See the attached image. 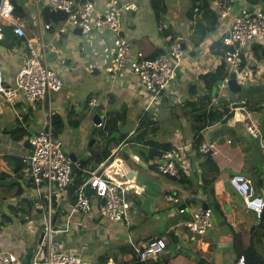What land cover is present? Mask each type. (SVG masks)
<instances>
[{
	"label": "crops",
	"instance_id": "0c3cea01",
	"mask_svg": "<svg viewBox=\"0 0 264 264\" xmlns=\"http://www.w3.org/2000/svg\"><path fill=\"white\" fill-rule=\"evenodd\" d=\"M91 1L95 3L97 10L104 9L109 2ZM119 1L120 4L137 5L134 10L124 11L122 18L123 34L130 40L134 51H141L147 57L158 52L165 53L171 46L168 44L172 38L176 41L183 40L187 45L173 87L151 105L149 95L129 70L118 76L106 73L110 54L107 49L112 46L113 40L110 33L89 35L73 29L65 24L62 14L48 10L46 0H15L24 8L20 11L22 17H15L25 28L26 37L21 38L15 34L14 26L5 29V39L0 45V70L5 84L16 85L23 59L29 54L27 40L39 38L41 27L50 23L51 30L44 31L48 44L44 59L50 67L60 73L64 87L60 92H53L44 100L35 103H27L22 98L15 106H11L0 95V251L12 252L25 260L31 248L35 250L40 240V213L35 208L31 210L25 201L31 199L33 203L34 192L27 163L31 153L28 140L30 134L43 127L48 115L57 114L66 123L69 120L80 122L78 126L67 124L58 138L70 143L72 136L76 138L73 132H78V151L82 150L85 155L79 156L76 151L73 154L75 160L82 163L107 143L102 135L95 131L104 125L107 114L113 111L115 114H124V118L119 121V129L107 132V137L115 138L109 144L113 161L116 159L118 163L120 159L124 166L117 177L120 178L126 172L125 178L136 180L135 188L128 192L133 197V225L127 229L122 224L111 223L98 211L90 216L75 214L70 233L62 235L65 249L82 253L81 256L90 264H97L99 256L109 250H112L118 261L129 262L134 259L132 250L137 254V249L150 240L156 237L168 238L171 234L178 241L175 249L183 250V253L172 258L170 264H197L195 255L212 259L217 264H228L229 260L233 263L236 259L234 236L228 230V222L233 223L238 230V243L242 248H248L249 245V226L244 228L242 220L237 219L234 203L237 201V195L230 179L235 174L245 175L252 181L257 194L264 199V146L260 140L246 132L251 118L259 125L264 139V104L255 112L246 108L243 111V121L216 123L201 131L203 141H213L218 147L217 153L212 155L219 168L214 187L227 216L226 219H219L214 215L213 226L207 232L196 235L195 239L191 238L193 234L182 226L181 222L187 216L191 218L194 211L205 208L206 196L197 187L201 182L205 159L198 155L195 147L185 151V158L189 162L186 175L193 179L192 184L184 186L156 173L148 166V161L144 160L145 154L149 153L148 148L129 141V135L136 129L138 115L149 111L157 119L165 118L167 122H161V129L164 124L173 127L169 135L158 133L157 141L172 144V148L196 142L191 122L183 109L188 102H194L206 93L199 76L214 71L222 61V57L217 53L220 48L214 47V44L226 33L231 18H220L216 31L197 46L196 40L200 34H196L197 21L187 17L191 6L189 0L181 1L173 8L169 6V0H164L166 13H155L151 8V0ZM182 3L185 4L181 7ZM210 23L211 21L205 18L201 24L208 28ZM62 28L64 31H61ZM255 45L261 46L259 54L264 51V43L252 44L245 52V63L240 72L247 75V84L250 86H263L264 60L256 57ZM219 93L223 95L220 88ZM94 100L97 106L91 105ZM216 103L217 98L212 97L211 104ZM18 113L24 117L27 129L20 123ZM28 113L29 117L26 116ZM95 115H99L101 120ZM19 128L27 130L28 136H22V130ZM123 135H126L125 138L117 143ZM134 154L140 155L143 162H136L133 159ZM100 165L92 160L86 170H96L103 166ZM195 190L197 193H194ZM168 192H173L180 199L178 206L165 199L164 196ZM186 202L190 205H187L186 213L181 214L179 208ZM69 205V202H65L64 206L60 207L57 223L63 224L69 212ZM12 207L17 208L18 216L14 215ZM166 210L168 214L164 213ZM5 216L13 218L7 225L1 222ZM168 218L172 219L173 223L168 221ZM169 241L165 254L172 253L174 249L170 239Z\"/></svg>",
	"mask_w": 264,
	"mask_h": 264
},
{
	"label": "built area",
	"instance_id": "2783aa9c",
	"mask_svg": "<svg viewBox=\"0 0 264 264\" xmlns=\"http://www.w3.org/2000/svg\"><path fill=\"white\" fill-rule=\"evenodd\" d=\"M46 2L48 10L62 14L65 24L73 29H80L89 35L110 33L113 40L112 46L107 49L110 54L109 63L105 68L106 73L110 76H118L129 70L148 93L150 105L171 90L178 77L185 50L182 49L181 43L176 41L167 52L156 58H149L141 51H134L130 40L123 34L122 18L124 11L137 8L135 3L120 4L119 0H109L104 9L97 10L91 0H46ZM211 6L220 18H231L223 37L225 47L223 58L228 73L220 88L224 94L230 74L233 72L237 73L239 82H249L247 75L238 70L244 65L245 52L251 45L264 43V11L246 9L237 13L234 0H212ZM9 26L15 27L14 32L18 36L26 37L25 28L14 15L13 0H0V45L5 39V29ZM51 28L50 23L44 24L39 38L27 40L29 54L23 59L15 86L5 84L0 70V95L11 106H15L22 98L27 103H35L63 89L64 83L60 73L50 67L44 59L48 45L44 31ZM61 31H64V28ZM91 105L97 106L96 101L91 102ZM17 117L27 129L24 117L19 113ZM249 120L246 127L247 134L260 140L264 146L259 125L251 118ZM53 128L52 115H48L43 127L32 132L28 139L31 152L27 161L28 175L34 190L33 205L40 213L42 241L33 250L30 263H26L12 252L0 251V264H90L81 254L68 251L64 246L62 235L70 233L75 214L90 216L98 211L111 223L122 224L127 229L133 225L132 201L127 194L135 188L136 180L125 178L126 172L120 178L117 177L120 169L124 168L122 161L118 159V164L115 159L101 173H98L101 167L96 170H86L81 162L74 161L66 152L63 141L55 136ZM193 147L203 158L218 151L217 144L213 141L191 142L173 147L162 156L150 159L147 164L151 167L155 166L157 173L162 176L181 180L189 168L185 151ZM133 159L138 163L143 162L141 156L137 154L133 155ZM76 169L88 173L89 177L77 191L75 199L69 202V212L63 224H60L57 223L60 207L68 202L67 196L74 183ZM230 182L245 207L261 218L264 213V199L257 194L252 181L243 174H235ZM87 184L90 185L92 195L86 192ZM164 197L172 204L177 206L180 204V199L173 192H168ZM179 212L185 214L186 207L179 208ZM191 216L184 218L181 225L193 234L192 239L198 234L207 232L213 226L214 213L209 208L196 210ZM166 248L167 242L164 238L156 237L138 248L137 254L142 261H145L163 254ZM236 264H248L246 257L242 255Z\"/></svg>",
	"mask_w": 264,
	"mask_h": 264
},
{
	"label": "trees",
	"instance_id": "16d2710c",
	"mask_svg": "<svg viewBox=\"0 0 264 264\" xmlns=\"http://www.w3.org/2000/svg\"><path fill=\"white\" fill-rule=\"evenodd\" d=\"M191 3L190 9L187 13V17L190 20H194L196 22V34L199 35V39L196 40V45L198 46L205 38L208 37L209 34L216 31L217 27L219 26L220 22V15L212 8L211 1L212 0H189ZM239 3V10L241 11L244 8L248 10H263L264 11V0H237ZM14 3V15L18 18H21L20 11H23V6L17 4L15 0ZM245 6V7H244ZM151 8L155 13H166L167 8L164 0H151ZM209 19L211 21L210 27L206 28L202 26L203 19ZM223 37L224 35L218 39L214 47L220 48L217 53L222 57V61L217 66L214 71H210L208 73L202 74L199 76L201 83L206 90V93L200 95L194 102H188L183 111L184 114L189 118L191 122V129L194 133V139L197 143L203 141V137L201 135V131L209 127L210 125H214L216 123H227L230 121L231 118L234 117L235 112L232 110L230 103H216L211 104L212 98V90L214 86L220 87L223 83L224 79L227 77L228 73L226 71V64L223 58V53L225 51V47L223 46ZM176 42L175 38L169 42L168 46L172 45ZM255 55L260 60H264V51L259 54V50H261V46L255 45ZM164 52H158L149 58H156L160 54ZM193 87V86H192ZM240 99L247 102V109L250 112H255L260 110V107L264 104V85H254L250 86L249 84L244 85V90L240 94ZM29 113L26 115L29 117ZM124 118V114L117 113L115 114L113 111H110L107 114L106 120L104 121V125L99 126L96 128L95 133L101 134L102 137L106 140L105 146L99 150L94 151L90 159L82 161V166L84 169L88 167V164L93 160L103 166L100 168L98 173H101L103 169L108 166L113 161V156H111L112 149L109 148V144L115 140V138L107 137V132L115 131L119 129V121ZM53 120V129L54 134L56 137H60L66 125L70 126H78L80 122H64V120L57 114L52 115ZM137 125L134 132L129 135V141L133 143H138L144 145L148 148L149 153L145 154L144 160L149 161L150 159H155L160 157L164 154V152L172 149V144L169 143H161L157 141L156 136L161 130V121L155 118V116L149 112L144 111L141 112L137 117ZM22 130V136H28V131L19 128ZM126 135L120 137L121 139L118 140L119 143L122 139L125 138ZM200 156V155H199ZM205 165L203 167V172L201 174V182L197 185L198 190H200L203 195L206 196L205 202L209 209H211L219 219H226V212L223 209V206L218 199L215 191V181L219 175V168L217 163L215 162L213 156L207 155L204 157ZM151 167V166H150ZM156 173V168L151 167ZM22 169V168H21ZM74 183L69 189V193L67 196L68 202H71L75 199V195L77 191L81 188V186L86 182L89 174L76 169L74 172ZM193 177H189L184 175L181 180H175L179 184H183L187 186L188 184H192ZM256 189V188H255ZM194 193H197L195 190ZM235 195H237V201L234 203L236 204L237 209V219L242 220V224L244 228L248 227V234H249V245L248 248H242L239 243V235L238 230L235 228L234 224L228 222V230L234 236V253L236 254V259L231 264H236L238 259L244 255L247 259L248 264H264V213L261 218H258L255 213L248 210L239 194L235 191ZM128 198L132 201L133 197L130 194H127ZM29 204V208L31 210L34 209L33 203H31V199L25 200ZM12 212L15 213V216H18V210L16 207H12ZM11 216H5L2 218L1 222L3 225H7L12 221ZM251 220V221H250ZM251 225V226H250ZM246 231V229H244ZM168 238L171 240V244H177L176 238L169 234ZM170 247V246H169ZM172 253L165 252L161 255L149 258L148 260L142 261L139 256L136 254L134 250L131 252L134 253V259L132 261H118L117 257H114L112 254V250L103 253L97 259V264H170L172 258L176 257L180 253H183V250L175 249V245L173 247ZM168 247L166 248V250ZM196 259L197 264H217L214 260H210L209 258L202 257V256H194Z\"/></svg>",
	"mask_w": 264,
	"mask_h": 264
},
{
	"label": "water",
	"instance_id": "95a60500",
	"mask_svg": "<svg viewBox=\"0 0 264 264\" xmlns=\"http://www.w3.org/2000/svg\"><path fill=\"white\" fill-rule=\"evenodd\" d=\"M234 5H235V8L238 10L239 9V3L237 0H234ZM77 31L83 32L80 29H77ZM179 42L182 45V49L187 50V45H186L185 41L179 40ZM238 71L240 72V69ZM245 84H247V83L239 82L237 73L233 72L230 74V79H229V82L227 85V89L225 90V93L223 95L219 93V88H221V86L220 87H218V86L213 87L212 97L217 98V102L219 104L229 102L232 110H234L235 116L232 119H230L231 123H234L235 121H243L244 120L243 111L247 108L248 104L246 101L241 100L239 96L243 92ZM95 117L97 119L101 120L99 115H95ZM70 156L74 161H76L75 155L73 153H71ZM86 192L89 195H92V190H91L89 184L86 185ZM187 205H190L189 202L182 204L180 206V208H185V207H187ZM205 208H208V206L206 204H205ZM56 217H57V214L55 215V218ZM42 238H43V235L41 234L39 243L42 241ZM164 240L167 242V245L170 243L168 238H164ZM33 250H34V248H31L30 253L26 257V259H25L26 263H30Z\"/></svg>",
	"mask_w": 264,
	"mask_h": 264
},
{
	"label": "rangeland",
	"instance_id": "374dc122",
	"mask_svg": "<svg viewBox=\"0 0 264 264\" xmlns=\"http://www.w3.org/2000/svg\"><path fill=\"white\" fill-rule=\"evenodd\" d=\"M181 1H185V0H176V1L169 0L168 3H169V6L173 8V6H178ZM184 4L185 3H182V4H180V6L182 7ZM243 10H245V9H243ZM158 119H160L161 122H167L166 120H164L165 118H158ZM170 122H173V121H170ZM172 130H173V127H170V126L168 127L166 124H164V127H162V129L160 130L159 135H164L166 133H167V135H169V133L172 132ZM73 134L76 136V138L71 135L72 140L70 141V143L65 142L63 139L65 150L67 152L69 151L70 153H73L74 151H76L79 156H84L85 154L82 152V150L79 149V151H78V146L80 145V136H79L78 132H73ZM87 144H89V142ZM164 213L168 214V210H166ZM165 219H167V217ZM168 221L173 223L172 219H170V218H168ZM174 245H175V243L172 244V247H174ZM81 255H82V253H81ZM228 264H231L230 260L228 261Z\"/></svg>",
	"mask_w": 264,
	"mask_h": 264
}]
</instances>
